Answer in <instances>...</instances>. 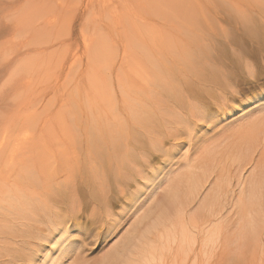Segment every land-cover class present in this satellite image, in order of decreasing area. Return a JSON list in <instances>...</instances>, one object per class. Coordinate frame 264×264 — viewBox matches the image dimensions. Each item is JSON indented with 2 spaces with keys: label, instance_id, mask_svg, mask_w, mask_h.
Instances as JSON below:
<instances>
[{
  "label": "bare ground",
  "instance_id": "6f19581e",
  "mask_svg": "<svg viewBox=\"0 0 264 264\" xmlns=\"http://www.w3.org/2000/svg\"><path fill=\"white\" fill-rule=\"evenodd\" d=\"M167 1L183 7V13L174 19L175 24L178 21L177 36L150 31L149 24L142 20L144 23L133 27L138 31L132 39L126 36L128 44L119 58L101 38L84 37L82 52L88 57L86 71L91 73L92 89L83 100L89 109L83 114L70 108L71 116L77 122L86 121V125L82 132L76 128L77 132L69 131L85 136L86 141L79 143L85 147L82 149L73 144L58 149L72 155L67 161V178L48 173L44 162H36L48 143L42 141V147L35 146V135L26 130L16 132L17 125L30 114L21 116L17 112L6 117L0 113V264L6 254L13 260L25 261L23 264H34L46 245L51 247L46 257L52 248L60 250L59 256H49L48 264H64L70 245V220L75 219L70 206L77 213L83 207V187L93 211L102 205L107 208L104 212L109 232L116 225L112 222H117L108 209L114 199L109 190L110 178L118 182L120 192H125L127 203L121 206L120 213L129 209L128 216L134 219L103 253L102 261L100 256L91 262L82 259L72 264H164L168 257L173 264H216V256L232 259L235 253H231V244L239 254L250 245L245 244L247 241L258 245L263 240L264 220L260 216L264 214V104L233 152L207 149L204 155L194 156L197 158L186 153L185 161L172 154L179 153L183 141L189 142L187 151L194 146L191 142L196 137L195 130L199 122H206L201 113L207 102L225 96L228 88L241 81H256L259 74L255 68L260 71L264 66V9L262 16L256 17L239 4L229 13L209 6L199 12L194 1L185 9L184 0H154L155 4ZM150 2L145 0L144 5ZM201 14L205 28L199 26ZM221 16L229 22L231 31L223 29L216 34L218 28L222 29ZM44 17L40 16V24L58 22L56 12ZM25 21H29L28 16ZM63 36H54L44 46L63 44ZM42 61L36 64L38 69ZM25 63L20 68L26 67ZM128 64L129 74L122 71ZM259 100L263 102L264 97ZM73 123L76 124L74 120ZM78 123L76 127L81 129ZM69 135L76 136L73 132ZM166 137L172 138L167 146ZM146 145L161 151L165 161H176L178 171H165L163 191L141 210L142 204L135 201L136 193L123 188L120 182L143 176L144 166L153 168L150 150L140 148ZM77 172L82 179L74 178ZM171 172H175L173 176ZM57 232H61L60 236L53 239Z\"/></svg>",
  "mask_w": 264,
  "mask_h": 264
},
{
  "label": "rangeland",
  "instance_id": "374dc122",
  "mask_svg": "<svg viewBox=\"0 0 264 264\" xmlns=\"http://www.w3.org/2000/svg\"><path fill=\"white\" fill-rule=\"evenodd\" d=\"M151 1L145 6V0H143V3L139 0H0V113L4 112V116L6 117H12L17 112L21 116L24 113L30 114L26 119L22 117L23 120L17 125L16 132L20 133L22 131L23 133L26 130V132L32 133V136L35 135L32 141L34 145L36 143L35 146H39L40 142L42 144V141L45 145L48 143L47 146L41 149L42 152L39 156L36 157L37 163L41 161L47 165L48 168L45 166V169L48 173L53 172L55 176L58 174L62 179L67 178V174L70 173L67 161L69 163L72 155L59 152L58 149H63L67 144H73L80 149L85 148L81 145L86 141L84 139L85 136L78 134L80 135L78 137L75 131L82 132L85 129L86 121L81 123L82 120L80 119L81 121H78L80 122L78 123L70 113V108H75L76 111L81 110L83 114H86V110L89 109L86 100H83V97L92 89L89 82L91 73L89 69L86 71L88 57L82 52L84 49V37H87L89 40L101 38L107 44L109 50L113 54H117V58H119V54L124 50V46L128 44L126 36H131L132 39L133 33L138 31L134 28L139 23H144L142 20L149 24L147 26L150 31L156 29L159 32H166V34L171 36H177L178 25L176 24L178 21L175 24L174 19L176 20L177 17L179 18L180 13H183V7L173 6L170 1L166 3L159 2L157 4H155L154 0ZM191 1H194V4L197 5L199 12L204 6H209L214 7L217 11L222 10V12L228 11L229 13L235 4H239L245 11L247 10L256 17H260L262 16L260 12H263L262 9H264V5L261 3L264 0H261V2L255 0H249V2L247 0H227V2H232V5L229 3L224 4L223 0H184L183 3L185 4H182V6L186 9ZM243 1L247 3H241ZM60 3H63V6ZM43 11H46V13L42 14ZM54 12L57 13L58 17L56 24L52 22L40 24L41 15L46 18ZM38 13L41 15H37ZM27 16L29 17V21L26 23L25 17ZM201 16L202 14L200 15L199 26L205 28V21ZM221 18L223 17L221 16ZM221 24L222 29L218 28L214 33H220L223 29L226 32L231 31L229 22L221 19ZM54 25L56 26L53 30ZM168 25H172V28L169 27L171 29H168ZM240 29L242 30L240 27L238 32H240ZM61 33H63L66 42L52 47L44 46L50 43L51 38ZM141 34H143V31H141ZM220 39L223 40L222 38ZM40 48H46V52H44L45 50L41 51ZM68 54H70V58ZM72 54H75L74 58L71 57L73 56ZM66 56H68L69 60L66 58L67 61L65 62ZM72 59H74V62H72ZM41 61L42 64L38 69L36 64ZM22 63L27 64V66L20 68ZM53 64L56 66L53 67ZM63 64H65L64 67ZM18 65L19 67H17ZM129 65H125L122 71L129 74ZM255 71L256 74H259L258 68H255ZM111 75L115 81L116 73L113 72V69ZM114 86H116V82H114ZM263 97L264 88L260 87L258 82H256L255 86L249 89L247 97L248 107L236 115H232L229 109L221 110L220 118L213 120L204 118L206 122H199V129L195 130L196 137L191 142L194 146L191 150L187 151L189 142L183 141L182 146L184 145V148L181 145L179 146L177 150L179 153L176 158L180 159V161H185L183 157L186 153L187 156L191 155L193 158H197L194 156L198 155L199 157L200 155H204L207 149L213 148H215L213 151L224 149L228 152H233V149H236V146L239 145L236 142L244 138V133L249 128L248 125L253 119H258L262 112L260 107L264 104V100L261 102L259 99H263ZM73 120L76 124L73 123ZM77 123L81 129L76 127ZM80 124H83V126ZM69 132H73L76 136L70 138ZM37 134L39 135L36 136ZM50 134H53V136L50 137ZM144 140L148 144L147 139ZM170 142L172 143L171 137L164 139L166 146ZM140 148L150 150L149 159L153 168L144 166L145 171L143 176L138 175L133 181L132 179H128L129 181L122 179L123 182H120V184L126 190L130 188L136 193V203H141L143 206L141 210L143 208L145 210L151 204V199L163 191V186L161 185L164 183L165 171H169L170 168V171L174 170L177 172L178 169L176 168V161L172 163L165 161L161 151L148 145L141 146ZM156 157H159V161L156 160ZM144 165L146 164L144 163ZM162 165H166L163 170L161 169ZM138 166H140V159ZM2 168L3 166H0V170ZM175 172H171V175L173 176ZM74 178L82 179L79 172L74 175ZM110 184L112 187L109 188L110 193L113 194L114 189L119 190L117 186L118 182L110 178ZM82 193L87 195L84 187L82 188ZM124 193L121 191L119 197H114L118 206L114 207L111 202L110 207H108V209L112 210L111 213H114V218L117 221L112 222L116 225L109 232L107 231L108 219L105 217L107 215L104 212L107 208L103 205V207H99L98 211L96 210L98 207H95L96 209L93 211L91 209L93 205H90L92 206L90 207L91 217L99 224V228L93 235H89L87 231H84V235L73 231L72 223L75 219L71 218L68 237L70 245L67 257L65 256L69 264L71 261L72 264L82 259H87L90 262L96 260L128 228L127 226L133 221L134 217L128 216L131 212L129 209H125L120 213L122 210L121 206L127 203ZM89 201L90 199L88 198L87 203ZM82 203L84 204V201ZM99 210L102 213L100 215ZM260 217L264 220V214ZM76 223L78 224L79 221H76ZM262 236L263 240L261 243H258L260 246L256 244H254L255 246L252 245V242L249 240L245 244L250 245L243 247L245 252L243 248V251L239 250V254L234 244H231V253H235L232 255V259L228 258V256H223L222 258L216 256V264H264V235ZM220 247L218 246L216 249L217 254H220ZM49 249L51 247L46 245L41 250L42 253L37 261L45 260V262L40 264H48V258L59 256L60 250L52 248V251L49 252L50 257H46L45 254H47L46 252ZM241 253L244 254L245 258H243L244 256L242 257ZM236 254L238 256L234 258ZM240 254L241 257L239 256ZM12 257V255L9 256L7 254L3 256V264L25 263L21 259V261L13 260L14 257ZM170 260L171 258L168 257L164 264H173Z\"/></svg>",
  "mask_w": 264,
  "mask_h": 264
},
{
  "label": "snow or ice",
  "instance_id": "6c2138e0",
  "mask_svg": "<svg viewBox=\"0 0 264 264\" xmlns=\"http://www.w3.org/2000/svg\"><path fill=\"white\" fill-rule=\"evenodd\" d=\"M258 82L259 86L264 88V66L260 68L259 75L256 77V81L248 80L241 81L240 83L235 84L234 86L228 88L225 96L218 97L216 101H209L206 103L203 112L201 113L202 118H206L207 120H213L221 117V110H231L232 115H236L244 108L248 107L247 97L249 95V89L255 86V83ZM227 118V117H223ZM173 158L178 153L172 154ZM156 160L159 161V157H156ZM166 166V165H165ZM114 197H119L120 192L118 189H114L113 193ZM81 199L84 201L83 207L76 212L74 206H70L71 211L75 214V220L72 223V230L80 232L81 235H84V231H87L89 235H93L97 229L99 228V224L94 221L91 217L90 213V204L87 203L88 197L86 194L81 193ZM113 206H118L115 199L112 201ZM76 221H79L77 224ZM68 221H65L67 223ZM63 228L61 229V232ZM61 232H57L53 239L58 238ZM87 238V237H86ZM95 254V253H94ZM103 253H101V261L103 259ZM39 264V261L36 262ZM59 264V262H58ZM64 264H68L65 260Z\"/></svg>",
  "mask_w": 264,
  "mask_h": 264
}]
</instances>
